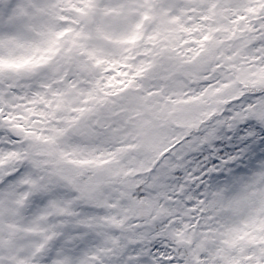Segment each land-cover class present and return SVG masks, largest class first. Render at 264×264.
I'll return each mask as SVG.
<instances>
[{
    "label": "snow or ice",
    "instance_id": "1",
    "mask_svg": "<svg viewBox=\"0 0 264 264\" xmlns=\"http://www.w3.org/2000/svg\"><path fill=\"white\" fill-rule=\"evenodd\" d=\"M0 264H264V0H0Z\"/></svg>",
    "mask_w": 264,
    "mask_h": 264
}]
</instances>
